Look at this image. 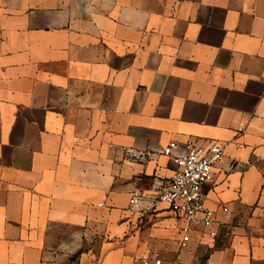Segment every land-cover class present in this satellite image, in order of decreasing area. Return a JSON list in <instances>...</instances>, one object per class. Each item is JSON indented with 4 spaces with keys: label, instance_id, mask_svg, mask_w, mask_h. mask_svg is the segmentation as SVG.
I'll return each instance as SVG.
<instances>
[{
    "label": "crops",
    "instance_id": "obj_1",
    "mask_svg": "<svg viewBox=\"0 0 264 264\" xmlns=\"http://www.w3.org/2000/svg\"><path fill=\"white\" fill-rule=\"evenodd\" d=\"M190 139L226 150L182 246L149 200ZM156 258L264 264V0H0V264Z\"/></svg>",
    "mask_w": 264,
    "mask_h": 264
},
{
    "label": "built area",
    "instance_id": "obj_2",
    "mask_svg": "<svg viewBox=\"0 0 264 264\" xmlns=\"http://www.w3.org/2000/svg\"><path fill=\"white\" fill-rule=\"evenodd\" d=\"M225 150L226 145L220 142L204 144L191 139L184 145L171 140L161 150L163 154L170 156L176 169L171 178L158 187L149 200V207L165 203L184 221L180 227L182 246L190 242L191 232L196 226L210 227L216 221L215 210L205 204L204 186L213 180L214 168L225 155ZM127 153L131 160L144 159L142 152L132 148ZM243 166L244 163L236 162L230 168L240 169ZM141 200H145L143 191L136 188L132 191L130 203L137 205ZM227 209L226 206L223 207L224 211ZM143 264H151V261L145 259ZM152 264H162V260L156 258Z\"/></svg>",
    "mask_w": 264,
    "mask_h": 264
}]
</instances>
